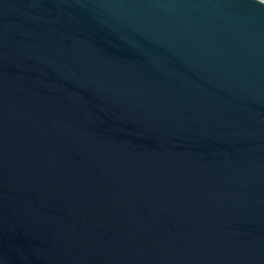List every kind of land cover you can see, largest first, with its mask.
<instances>
[{
	"label": "water",
	"instance_id": "95a60500",
	"mask_svg": "<svg viewBox=\"0 0 264 264\" xmlns=\"http://www.w3.org/2000/svg\"><path fill=\"white\" fill-rule=\"evenodd\" d=\"M0 264H264V0H0Z\"/></svg>",
	"mask_w": 264,
	"mask_h": 264
}]
</instances>
